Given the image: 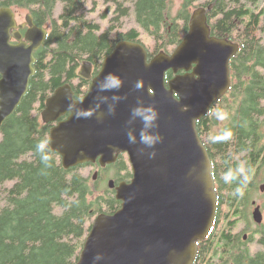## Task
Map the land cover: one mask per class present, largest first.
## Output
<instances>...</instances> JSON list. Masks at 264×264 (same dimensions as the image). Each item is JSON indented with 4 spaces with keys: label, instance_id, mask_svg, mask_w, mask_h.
Returning <instances> with one entry per match:
<instances>
[{
    "label": "water",
    "instance_id": "1",
    "mask_svg": "<svg viewBox=\"0 0 264 264\" xmlns=\"http://www.w3.org/2000/svg\"><path fill=\"white\" fill-rule=\"evenodd\" d=\"M205 12L193 11L186 35L171 53L160 52L148 60L142 44L119 41L93 77L92 65L81 63L78 76L90 80L81 99L73 98L68 83L46 99L42 120L56 122L49 145L64 168L97 158L103 166L121 152L127 153L132 167L130 182L116 187L113 180L108 182L120 207L94 218L73 264H192L197 242L209 233L216 194L196 121L227 91L228 61L235 47L209 37ZM45 32L34 28L26 36L31 43L28 53L10 56L8 67L0 70V126L27 91L34 74L32 52ZM20 63L23 70L17 67ZM169 70L176 75L166 83ZM108 78L117 80L118 87H103ZM137 107H151L157 114L155 127L146 134L160 139L151 146L141 141V119H132ZM130 130L135 143H129ZM252 215L255 222L261 221L258 206Z\"/></svg>",
    "mask_w": 264,
    "mask_h": 264
},
{
    "label": "trees",
    "instance_id": "2",
    "mask_svg": "<svg viewBox=\"0 0 264 264\" xmlns=\"http://www.w3.org/2000/svg\"><path fill=\"white\" fill-rule=\"evenodd\" d=\"M6 1L28 8L38 24L48 26L49 31L43 51L37 53L36 71L27 92L0 127V264H73L90 230L92 217L115 212L120 201L111 189L95 193L96 182L80 171L86 164L63 167L61 156L49 145L51 123L41 118L46 99L66 83L80 95L89 82L77 74L81 63H90L96 74L115 44L122 40L143 44V32L152 39L149 47L143 44L148 59L159 52H172L189 29L192 8L205 4L202 0L198 4L185 0L178 15L171 18V0H102L106 4L101 14L103 19L109 16L113 6L108 26L102 27L99 21L89 17L96 10L97 0ZM216 1L211 14H220L216 11L229 7L215 22L217 31L230 32L233 19L241 17L240 10L250 2L252 20L251 24L240 26L242 34L237 37L240 50L230 64V88L196 122L213 164L217 195L214 224L207 237L198 242V259L208 250L221 247L225 240L218 235L230 233L234 218L244 214L248 207L247 192L242 189L243 196H238L235 189L243 184L251 185V167L247 162L240 163L243 158L236 154L248 149L249 144L251 76H257V90L264 94V0ZM231 2L244 4L229 6ZM127 20L133 26L124 30L123 23H128ZM171 75L168 72L166 78ZM218 113L224 118L220 119ZM229 130L230 139H211ZM43 141L48 142L50 166L36 150ZM108 166L114 165L97 168L103 171ZM241 166L243 172L238 171ZM116 168L126 169L124 161H118ZM230 171L236 178L226 182L224 177ZM114 178L125 179L126 174L115 173Z\"/></svg>",
    "mask_w": 264,
    "mask_h": 264
},
{
    "label": "flooded vegetation",
    "instance_id": "3",
    "mask_svg": "<svg viewBox=\"0 0 264 264\" xmlns=\"http://www.w3.org/2000/svg\"><path fill=\"white\" fill-rule=\"evenodd\" d=\"M202 1V3L205 4V7H201L206 10L205 17L206 23L209 27V37L223 39L229 43L230 47H235L228 61L231 86L230 64L233 57H236L240 50V42L237 41V37L242 34L241 27H245L244 25L246 24H251V2L246 6L244 5L243 9L240 10V12H242L241 17L233 19L230 32L221 33L215 29V22H217L222 15L225 14L224 12L229 11V7L226 5L225 8H220L216 11L220 14L215 15L211 14V9L217 1ZM236 4L239 6L243 5L244 2H231L229 6ZM201 7H196V9ZM247 9L250 10V12H247ZM234 26L241 27L239 30L235 31ZM34 28L46 29L45 38L41 40L40 45L32 52L34 63H32L31 66L34 69L35 74L37 53L40 51L42 52L44 49V43L47 38L49 28L48 26L38 24L28 8L15 3H10L6 0H0V70H4L8 67L7 59L10 56L17 59L18 57L28 53V47L31 43L26 39V36L30 33L32 34ZM249 29H251V27H249ZM24 63L17 64L18 69L23 70L25 68ZM167 73L168 71L166 74ZM96 74L94 72V68H92V77ZM33 75L29 77L28 88ZM2 76L3 74L0 71V79ZM170 78L171 77L169 76V78L166 79L169 80ZM88 81L89 87L90 80ZM88 87L86 90L81 92L80 95H76L75 92H73V98L75 100L81 99L87 92ZM52 93L50 95H52ZM217 101L210 106L209 110L217 103ZM44 108L45 103L42 110ZM67 115L68 113L60 117L59 120L65 119ZM52 123L56 124V122H51V126L53 125ZM248 138V149L244 148L236 153L243 155V159L240 163L247 162L248 166L251 167V185L243 184L240 186L241 189H244V191L247 192L246 196L248 198L251 197V199L248 200V207L244 214L242 213L241 215H237L233 222L230 221L232 222L230 225L233 226V230L230 231V233L226 232L218 235V237H222L225 240L222 245L220 244L221 247L216 250H208L202 257H199V259L198 256H196L192 264H264V94L259 93L257 90V76H251V125ZM118 161H124L126 169H117L116 166ZM97 163H99L98 158L93 164L97 165ZM107 165H114L112 167L115 169V173L117 175L126 174L125 179L118 181H116L115 178L113 179L115 186L123 181L129 182L132 178V167L127 153H119L113 163H106L102 168H105ZM241 167L243 168V166ZM104 170L105 169H103V171ZM117 170L119 171L117 172ZM112 189L114 190V188ZM249 190L251 191L249 192ZM247 197H245V199H248ZM249 206L251 207V215L248 217ZM257 206L261 212L260 222H255L252 217V212Z\"/></svg>",
    "mask_w": 264,
    "mask_h": 264
},
{
    "label": "rangeland",
    "instance_id": "4",
    "mask_svg": "<svg viewBox=\"0 0 264 264\" xmlns=\"http://www.w3.org/2000/svg\"><path fill=\"white\" fill-rule=\"evenodd\" d=\"M184 1L185 0H171V2H170V9H169V16L171 18L176 17L178 15V13H179V11H180V9H181L182 4H183ZM200 1L201 0H194L193 1V4H198V2H200ZM105 8H106V4H104V2L102 0H97L95 12L92 15H89L90 18L92 17L94 20L99 21L101 23L102 27H107L108 26V24H109L108 23V20L111 17V15H113L112 14L113 6L111 5V7H110L111 10L109 11V16L106 19H103V17L101 16V14L104 12ZM59 9H60V5L58 4L57 5V11ZM194 9H196L195 6L192 8V11H194ZM127 21H128V23H123V27L122 28L124 30L125 29H129L130 27L133 26V22L131 20H127ZM239 29H240V27L234 26V30L235 31H237ZM141 42L146 47H149L152 44V39H151V37L147 33H144L143 32V33H141ZM226 92L221 97H223L226 94ZM220 116H222V115H220ZM217 128H218V126L213 131H215ZM213 131L211 130V133ZM237 156L242 157L243 155L242 154H237ZM97 170L98 169H97V166L96 165H89V164H86L85 166H83V167L80 168V171L84 175L91 176V178H92L93 174ZM96 174H97L96 175V179L94 180L96 182V186L94 188L95 193H100V192H102L104 190L109 189L108 186H107V182L110 179H112V180L114 179L115 169L114 168H111V167L109 168V166H108L107 169H105L103 172L102 171L101 172L97 171ZM249 199H251V197H249ZM246 208H247V206H246ZM246 208H245V211H246ZM249 215H251V207L250 206L248 208V217H249ZM93 219L94 218L92 217L91 221H93Z\"/></svg>",
    "mask_w": 264,
    "mask_h": 264
},
{
    "label": "clouds",
    "instance_id": "5",
    "mask_svg": "<svg viewBox=\"0 0 264 264\" xmlns=\"http://www.w3.org/2000/svg\"><path fill=\"white\" fill-rule=\"evenodd\" d=\"M119 82L117 80L108 78V82L103 85V87H107V88H113V87H118ZM218 117L220 119H223V116H220L219 113L217 114ZM135 118H140L142 123H143V129L141 130V141L149 146H151L152 144H154L157 140L160 139V137L158 135L153 136V135H148L146 134L148 129H151L153 127H155L154 121L157 118V114L156 112L151 108H140L137 107L133 110L132 113V119L134 120ZM132 121H129V123H131ZM232 136V132L229 131H225L224 134L222 136L219 137H213L211 139L215 140H228L230 139ZM128 140L129 143H135L136 142V138L133 135L132 131L130 130L128 132ZM47 141H43L37 144L36 146V150L41 154V160L48 166H50V161H51V156L47 154ZM239 172H243V168L238 169ZM235 175L230 171L228 172L224 179L225 181H230L235 179ZM247 180V176H244V181L246 182ZM235 194L238 196H243V190L241 188H236L235 189Z\"/></svg>",
    "mask_w": 264,
    "mask_h": 264
},
{
    "label": "bare ground",
    "instance_id": "6",
    "mask_svg": "<svg viewBox=\"0 0 264 264\" xmlns=\"http://www.w3.org/2000/svg\"><path fill=\"white\" fill-rule=\"evenodd\" d=\"M165 79H166V76H165ZM170 80V79H169ZM80 252V251H79Z\"/></svg>",
    "mask_w": 264,
    "mask_h": 264
}]
</instances>
